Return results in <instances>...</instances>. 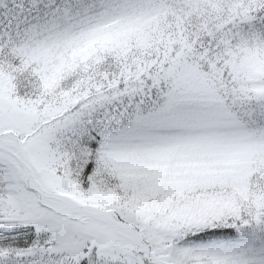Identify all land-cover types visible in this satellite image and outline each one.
Instances as JSON below:
<instances>
[{
  "label": "snow or ice",
  "instance_id": "1",
  "mask_svg": "<svg viewBox=\"0 0 264 264\" xmlns=\"http://www.w3.org/2000/svg\"><path fill=\"white\" fill-rule=\"evenodd\" d=\"M0 264H264V0H0Z\"/></svg>",
  "mask_w": 264,
  "mask_h": 264
}]
</instances>
